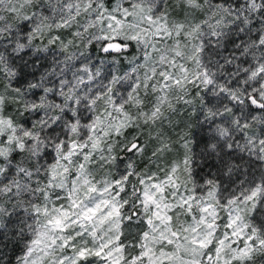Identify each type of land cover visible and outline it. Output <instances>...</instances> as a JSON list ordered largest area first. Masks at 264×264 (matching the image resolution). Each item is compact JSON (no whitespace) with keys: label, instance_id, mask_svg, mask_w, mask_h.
Instances as JSON below:
<instances>
[{"label":"snow or ice","instance_id":"1","mask_svg":"<svg viewBox=\"0 0 264 264\" xmlns=\"http://www.w3.org/2000/svg\"><path fill=\"white\" fill-rule=\"evenodd\" d=\"M0 264H264V0H0Z\"/></svg>","mask_w":264,"mask_h":264}]
</instances>
